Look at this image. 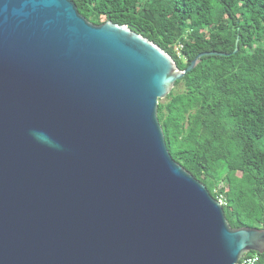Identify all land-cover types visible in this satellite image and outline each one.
<instances>
[{"label":"water","instance_id":"95a60500","mask_svg":"<svg viewBox=\"0 0 264 264\" xmlns=\"http://www.w3.org/2000/svg\"><path fill=\"white\" fill-rule=\"evenodd\" d=\"M237 38L235 52L239 50ZM185 70L73 0H0V264H239L264 228L169 152L159 103Z\"/></svg>","mask_w":264,"mask_h":264},{"label":"trees","instance_id":"16d2710c","mask_svg":"<svg viewBox=\"0 0 264 264\" xmlns=\"http://www.w3.org/2000/svg\"><path fill=\"white\" fill-rule=\"evenodd\" d=\"M73 1L92 23L148 37L182 70L224 53L177 80L158 117L173 158L223 202L231 226L264 228V0Z\"/></svg>","mask_w":264,"mask_h":264},{"label":"built area","instance_id":"2783aa9c","mask_svg":"<svg viewBox=\"0 0 264 264\" xmlns=\"http://www.w3.org/2000/svg\"><path fill=\"white\" fill-rule=\"evenodd\" d=\"M183 46L180 45L179 47H177V51L180 54L181 52V48ZM239 264H264L262 262V258L261 255L259 253H246L243 255V257L241 258Z\"/></svg>","mask_w":264,"mask_h":264},{"label":"rangeland","instance_id":"374dc122","mask_svg":"<svg viewBox=\"0 0 264 264\" xmlns=\"http://www.w3.org/2000/svg\"><path fill=\"white\" fill-rule=\"evenodd\" d=\"M161 101H165V98L164 99H161Z\"/></svg>","mask_w":264,"mask_h":264}]
</instances>
